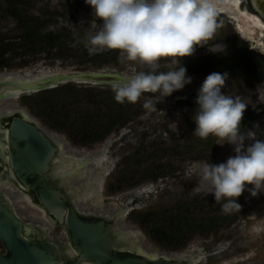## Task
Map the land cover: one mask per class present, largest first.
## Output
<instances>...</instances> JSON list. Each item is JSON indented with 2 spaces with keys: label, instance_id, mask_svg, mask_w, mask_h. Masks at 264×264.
Returning <instances> with one entry per match:
<instances>
[{
  "label": "rangeland",
  "instance_id": "374dc122",
  "mask_svg": "<svg viewBox=\"0 0 264 264\" xmlns=\"http://www.w3.org/2000/svg\"><path fill=\"white\" fill-rule=\"evenodd\" d=\"M13 6H19L25 19L40 17L48 21L45 31L71 26L80 34L81 42L25 54L27 48L13 38L21 32L16 28L13 12L17 11H13ZM243 7L256 14L250 0H245ZM93 12L85 0H0V53L10 59V66L0 67V73L113 70L135 75L150 71L147 65L125 59L120 50L91 45L90 38L103 23L102 19L96 21ZM216 13L213 36L196 46L193 54L179 58L177 64L172 63V57L161 59L158 71L183 64L192 82L159 102L155 94L145 92L135 103H119L109 84L68 82L76 86L55 94L60 102L67 101V111L79 123L101 124L97 127L99 132L104 130L102 124L118 118V129L101 140L83 143L81 136L74 140L52 128L31 112L23 100L25 95L2 100L0 110L25 107L49 133L64 139L68 151L92 153L109 141L107 150L116 164L106 178L104 199L76 205L80 211L101 215L130 208L118 224L137 232V242L147 252L170 257L187 255L196 264H264V192L253 197L246 189L238 198L240 210L224 211L222 205L226 201L216 202L214 194H208L210 188L202 182L200 170L207 163L226 162L235 155L234 145L219 144L218 138L211 135L206 139L192 135L198 89L213 72L228 73L222 91L247 104L244 115L248 119L241 121V134L264 126V47H255L253 41L243 39L229 16ZM209 58L214 60L211 68H197L200 60ZM257 136L256 140L264 141V137ZM251 144L246 136L245 148ZM146 187L149 190L138 192ZM15 208L23 220L46 224L38 210L19 202H15ZM147 213L152 215L151 227L160 230L156 235L140 222ZM50 232L55 241H68L64 225L52 226ZM4 251L0 241V252Z\"/></svg>",
  "mask_w": 264,
  "mask_h": 264
},
{
  "label": "clouds",
  "instance_id": "9594fccd",
  "mask_svg": "<svg viewBox=\"0 0 264 264\" xmlns=\"http://www.w3.org/2000/svg\"><path fill=\"white\" fill-rule=\"evenodd\" d=\"M85 3L92 6L96 21L103 20L90 38L91 45L120 50L128 61L150 69L111 85L119 103H135L145 92L155 94L159 102L190 84L192 77L187 75L183 64L158 71L160 61L172 57V63L177 64L179 58L202 46L216 29L213 0H85ZM228 76L213 72L205 78L198 89V107L192 117L196 124L192 135L201 139L211 135L218 138L219 144L234 145L235 155L226 162L207 163L200 170L202 182L210 188L208 194H214L216 202L226 201L222 205L226 212L233 208L240 210L238 198L246 189L253 197L264 192V141L256 140L245 148L246 136L252 137L240 132L247 104L222 91ZM249 184L253 187L248 188Z\"/></svg>",
  "mask_w": 264,
  "mask_h": 264
},
{
  "label": "water",
  "instance_id": "95a60500",
  "mask_svg": "<svg viewBox=\"0 0 264 264\" xmlns=\"http://www.w3.org/2000/svg\"><path fill=\"white\" fill-rule=\"evenodd\" d=\"M250 1L256 14L264 20V0ZM261 39L264 43V37ZM121 73L113 70H104V73L74 71L65 74L68 76L66 78L30 88L18 87V81H38L35 80L38 78L35 71L0 73V102L56 88L68 82L112 85L119 81L112 75H122ZM19 109L24 111L23 116L15 114ZM7 117L10 121L6 124L8 146L5 153L10 159L11 172L24 186L37 191L47 211L61 218L62 221L56 225H64L68 240L80 258L61 262L60 244L53 240L34 242L26 238L23 234L26 221L1 196L0 241L5 246V251L0 252V264H80L81 261L94 264L197 263L187 255L152 257L147 253L121 248L118 237L123 230L118 224V218L79 211V208L69 202L65 190L55 184L51 162L58 147L51 138L52 134L25 107L1 109L0 119ZM104 184L103 181V188ZM0 191L2 193L1 188Z\"/></svg>",
  "mask_w": 264,
  "mask_h": 264
},
{
  "label": "bare ground",
  "instance_id": "6f19581e",
  "mask_svg": "<svg viewBox=\"0 0 264 264\" xmlns=\"http://www.w3.org/2000/svg\"><path fill=\"white\" fill-rule=\"evenodd\" d=\"M245 0H213L216 11L221 12L233 21L235 29L238 31L243 39L253 42L255 47L263 46L262 39L264 37V20L257 14L250 12L246 7H243ZM94 72V71H92ZM104 73V70L96 71V73ZM71 73V72H70ZM69 73V74H70ZM73 73V71H72ZM121 73V72H120ZM68 73H41L38 78L34 80L18 81V87L30 88L40 85L41 83H50L68 77ZM122 75H112L114 79L123 80L126 76H133L126 73ZM32 77V76H26ZM74 78V76H72ZM10 86H8L9 88ZM15 114L23 116L25 113L19 109ZM9 118L0 119V197L7 202V204L15 207V202H19L28 206L31 210H38L37 214L46 223L41 224L34 220L26 221L23 234L31 241H45L54 240L50 232V227L55 226L57 222H61V218L56 217L51 212L47 211L42 205L36 190L24 186L11 172V165L9 156L5 153L8 146L7 128L6 124ZM247 139L254 143L259 137H264V126L257 127L255 131H250ZM51 138L58 149L55 156L52 158L51 173L55 179V184L62 187L70 203L77 207V202L92 201L100 203L103 199V181L112 172L115 167L116 159L112 158L107 150L109 141L102 149L92 153H78L76 151H68L67 144L64 139L57 135H51ZM149 190V188H142L138 190ZM36 208V209H34ZM78 208V207H77ZM80 211V210H79ZM130 208H124L114 214H103L107 217L119 219L124 213L129 212ZM86 212V211H85ZM89 212H86V214ZM92 214V213H91ZM118 240L120 247L123 249L134 250L139 253H147L152 257H158L159 254L155 252H147L143 246L137 242V232L134 230L122 228ZM60 244L61 262L67 260L80 258L76 249L72 246L70 240L66 242H57ZM179 255L177 257H181ZM80 264H94L91 262L81 261Z\"/></svg>",
  "mask_w": 264,
  "mask_h": 264
},
{
  "label": "trees",
  "instance_id": "16d2710c",
  "mask_svg": "<svg viewBox=\"0 0 264 264\" xmlns=\"http://www.w3.org/2000/svg\"><path fill=\"white\" fill-rule=\"evenodd\" d=\"M13 12L17 19V30L21 31L14 39H17V43L25 49L26 53H35L37 51H48L54 48L70 47L74 44L81 42L80 34H78L71 26L63 25L56 30L45 31L48 21L41 20L40 17H33L32 19H25L22 16L19 6H13ZM3 58V59H1ZM9 58H4V54L0 53V67L10 66L8 62ZM214 60L202 59L198 62L197 68L200 70H207L211 68ZM251 69V66H249ZM76 85L62 84L56 88L40 91L39 93L25 95L23 100L29 107L32 113L39 116L45 123L49 124L52 128L67 133L74 140H78V136H81L83 143L86 141L95 142L104 138L107 134L118 129V118L102 124L104 130L99 132L97 127L101 124H81L74 119L70 112L67 111V101L60 102L55 97V94L65 89H70ZM57 99V100H56ZM82 119V117H80ZM248 116H243V121H247ZM87 139V140H86ZM213 218H210L212 220ZM142 226L149 230L153 235H156L159 229L151 227L152 215L147 213L142 216L140 220ZM189 238V237H188Z\"/></svg>",
  "mask_w": 264,
  "mask_h": 264
},
{
  "label": "flooded vegetation",
  "instance_id": "af4514ba",
  "mask_svg": "<svg viewBox=\"0 0 264 264\" xmlns=\"http://www.w3.org/2000/svg\"><path fill=\"white\" fill-rule=\"evenodd\" d=\"M263 120H264V118H263ZM249 132H250V131H249ZM249 132H248V133H249Z\"/></svg>",
  "mask_w": 264,
  "mask_h": 264
}]
</instances>
